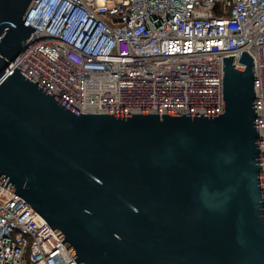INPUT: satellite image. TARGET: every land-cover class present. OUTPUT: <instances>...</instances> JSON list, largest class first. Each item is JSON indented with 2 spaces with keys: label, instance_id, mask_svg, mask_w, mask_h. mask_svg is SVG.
Instances as JSON below:
<instances>
[{
  "label": "water",
  "instance_id": "obj_1",
  "mask_svg": "<svg viewBox=\"0 0 264 264\" xmlns=\"http://www.w3.org/2000/svg\"><path fill=\"white\" fill-rule=\"evenodd\" d=\"M34 0H0V185L77 264H264L255 61L220 114H85L10 65Z\"/></svg>",
  "mask_w": 264,
  "mask_h": 264
},
{
  "label": "built area",
  "instance_id": "obj_2",
  "mask_svg": "<svg viewBox=\"0 0 264 264\" xmlns=\"http://www.w3.org/2000/svg\"><path fill=\"white\" fill-rule=\"evenodd\" d=\"M111 2V4H110ZM10 65L85 114H220L223 57L255 61L264 188V0H34ZM0 264H77L0 185Z\"/></svg>",
  "mask_w": 264,
  "mask_h": 264
},
{
  "label": "rangeland",
  "instance_id": "obj_3",
  "mask_svg": "<svg viewBox=\"0 0 264 264\" xmlns=\"http://www.w3.org/2000/svg\"><path fill=\"white\" fill-rule=\"evenodd\" d=\"M110 4H111V2H110Z\"/></svg>",
  "mask_w": 264,
  "mask_h": 264
}]
</instances>
